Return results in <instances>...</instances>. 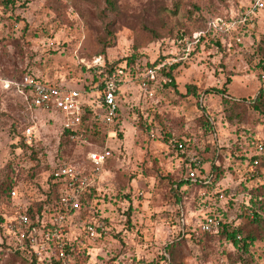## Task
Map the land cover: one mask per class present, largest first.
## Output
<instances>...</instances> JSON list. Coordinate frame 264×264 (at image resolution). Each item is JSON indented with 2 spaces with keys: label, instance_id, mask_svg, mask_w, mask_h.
I'll list each match as a JSON object with an SVG mask.
<instances>
[{
  "label": "rangeland",
  "instance_id": "rangeland-1",
  "mask_svg": "<svg viewBox=\"0 0 264 264\" xmlns=\"http://www.w3.org/2000/svg\"><path fill=\"white\" fill-rule=\"evenodd\" d=\"M4 1L1 76L31 72L93 102L103 81L96 59L133 58L138 68L124 71L119 115L102 125L113 155L80 210L98 236L78 231L75 264H264V238L246 249L203 229L209 217L239 228L242 213L264 215V156L252 160L264 145V113L251 104L264 87V9L233 31L209 33L207 20L213 28L218 18L241 19L252 0H117L116 11L107 0ZM155 62V81L140 76ZM172 65L174 83L163 72ZM61 121L0 85V184L18 182L23 204L44 197L51 167L101 147L63 141ZM26 126L34 127L36 158L21 146ZM198 179L208 186L193 185ZM2 199L0 208L11 202ZM3 241L0 233V264H29Z\"/></svg>",
  "mask_w": 264,
  "mask_h": 264
},
{
  "label": "built area",
  "instance_id": "built-area-1",
  "mask_svg": "<svg viewBox=\"0 0 264 264\" xmlns=\"http://www.w3.org/2000/svg\"><path fill=\"white\" fill-rule=\"evenodd\" d=\"M241 19L218 18L212 22L213 28L223 32L235 30L238 24L245 23L249 17L256 15L264 9V0H252ZM196 34L195 37H199ZM104 64V60L96 59L94 67ZM157 69L150 67L140 76L149 80L157 79ZM160 69V68H159ZM123 69H119L107 77H103L101 97L89 102L83 91L74 87L59 86L53 79H44L37 75H25L21 79L8 80L0 77V85L5 90L21 93L31 107L44 111H57L64 117V125L67 128H77L85 121L86 106L93 107L97 117L104 124L112 125L119 115L117 95ZM144 74V75H143ZM146 86V82L142 83ZM147 89V87H146ZM153 94V93H151ZM104 109V111H100ZM34 127L25 129L24 135L28 142L33 141ZM257 154L264 156V145L258 144ZM110 149L103 151H90L88 161L90 169L81 166L80 163H65L55 172L54 178L61 183L62 194L58 210L49 212L43 210L35 220L29 214L31 202L23 204L19 190L12 188L7 197L11 200L9 206L11 213L4 214V222L0 225V233H4L14 243L17 249L37 258L41 263L75 264L74 254L68 251V246L77 240V234L83 233L89 238L98 236V226L93 222H83V196L89 193L97 184L101 168L112 156ZM259 159L254 165L259 164ZM207 182V181H206ZM205 195L206 193L203 192ZM4 200L0 199L2 205ZM224 224L216 217H209L203 224V229L218 230Z\"/></svg>",
  "mask_w": 264,
  "mask_h": 264
},
{
  "label": "trees",
  "instance_id": "trees-1",
  "mask_svg": "<svg viewBox=\"0 0 264 264\" xmlns=\"http://www.w3.org/2000/svg\"><path fill=\"white\" fill-rule=\"evenodd\" d=\"M16 0H5L3 2V4L5 5L6 8H8L10 5H15ZM107 6L108 8H111L112 10H117V0H107ZM244 15V13H243ZM228 19H237L236 17L230 16L228 17ZM212 20V19H211ZM211 20H207L206 21V26L208 27L207 29L209 30L208 32L211 33V30L214 29L212 28L209 23ZM110 33L111 31L108 30ZM202 38V37H201ZM128 61L126 63H105L102 66H99L98 68L93 67L94 70H100L101 74L103 75V77H107L108 75H110L111 73L119 70V69H123L124 71L126 69H130L133 72L137 71L138 68L136 65H134V59L133 58H128ZM158 63H152L151 66L153 68L157 67ZM177 64V63H176ZM174 64V65H176ZM170 66L168 70H166V66L163 68V72H166L165 74L172 79V83H174V77H173V66ZM33 75V73L31 72H23L21 73V75L19 76H14V77H3L0 75L1 78L3 79H8V80H14V79H21L23 78L25 75ZM45 79V78H44ZM102 89V87H101ZM8 91V90H7ZM219 92L224 93L226 92V89L223 90H219ZM252 106L258 110L259 112L264 113V87L261 88V90L259 91V93L257 94L256 98L252 99L251 102ZM96 111L93 107L91 106H86V111L84 114V119L85 121L83 122L82 125H80L77 128H67L64 125V121H61V128H62V140L63 141H69L71 143H78L79 145H84V146H88L89 145H95V143L101 144L99 146L100 149H91V148H86L85 149V157L84 160H82L81 162H77V161H64L59 163L58 165L51 167V175L47 181L48 187L47 189H45L44 192V197L40 198V199H31V206L29 207V214L32 216L33 219H37L39 214H42L43 210H48L49 212H54L56 210H58L59 208V202H60V198H61V194H62V187H61V183L59 181H57L54 178V172L63 164L65 163H80L81 166L86 167L88 170L91 167L90 162L88 161L87 157H88V153L90 151H103L105 149H109L108 147H104V143L102 140H100V138H102L103 140L106 138L107 135V131L103 130V126H105L106 128H109L110 125L108 124H104L103 121L101 119H99L97 117ZM100 111H104V109H101ZM29 127L26 126L23 128V130L21 131L22 134L24 135V131L25 129ZM21 140V146L25 147V150L30 151V157L32 158H36L37 153H36V145L35 143L32 142H28L27 139L23 138L20 139ZM63 141L61 142V144L63 143ZM60 144V145H61ZM97 145V144H96ZM113 153V152H112ZM260 157H262V155H258L256 153V155L253 157V164L254 161L256 159H259ZM216 167V166H214ZM36 167H34V171ZM213 173H216L215 168L212 169ZM193 185H199V187H204L206 188L208 186V182H206L205 180H192L191 181ZM187 182L186 180L184 181H179L178 185L182 186L185 185ZM7 183L4 182L2 184H0V199L1 198H5L8 194V192L16 187L18 185V182L14 181V179L12 180L10 185H6ZM96 190V185L92 187L91 191L87 194H85L83 196L82 202H83V206L84 204H88V206L90 205V201L92 199V195L94 193V191ZM6 213H11V209L9 205H6V207H2L0 208V225L4 222L5 218H4V214ZM84 216V214H83ZM241 217L243 219V225L239 228H235L233 226L232 223H224L220 226L218 233H222V235H226L227 238H229L231 241H233L235 244H238L240 241H242L243 243V247L244 248H248V246L251 244V242L255 241L256 239H258L259 237L264 238V215H262L261 213H259L258 211H254L253 213H242ZM99 229V228H98ZM207 232V231H205ZM4 234V233H3ZM241 235V236H240ZM241 237V239L239 240L238 237ZM3 247H5L6 250L11 251L13 254H15L17 257L22 258L25 262L29 263V264H48V263H41L37 260V258L19 250L16 248V246L14 245V243L8 238V236L5 234L4 235V241L2 243ZM74 243L70 244L68 246V251L72 254H74L75 249H74ZM172 244H170L169 246H171ZM53 264H60L58 262H54Z\"/></svg>",
  "mask_w": 264,
  "mask_h": 264
},
{
  "label": "crops",
  "instance_id": "crops-1",
  "mask_svg": "<svg viewBox=\"0 0 264 264\" xmlns=\"http://www.w3.org/2000/svg\"><path fill=\"white\" fill-rule=\"evenodd\" d=\"M91 103V102H90ZM31 107V106H30ZM52 112H56V113H59V112H57V111H52ZM59 114H61V113H59ZM62 115V114H61Z\"/></svg>",
  "mask_w": 264,
  "mask_h": 264
}]
</instances>
